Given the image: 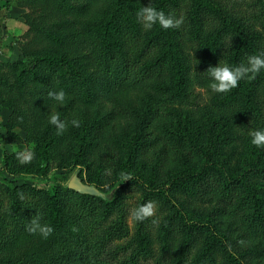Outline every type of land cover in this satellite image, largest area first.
Returning <instances> with one entry per match:
<instances>
[{
    "label": "trees",
    "instance_id": "obj_1",
    "mask_svg": "<svg viewBox=\"0 0 264 264\" xmlns=\"http://www.w3.org/2000/svg\"><path fill=\"white\" fill-rule=\"evenodd\" d=\"M16 3L28 9L26 44L19 60L0 63V108L11 113L8 137L19 139L11 130L21 129L33 158L21 164L17 153L4 155L3 168L45 181L0 183V264L263 258L264 148L253 146L248 132L264 129V71L214 94L206 70L264 53V0ZM150 3L183 23L145 31L136 13ZM197 87L207 92L202 103ZM134 89L141 93L135 100H113ZM60 90L61 118L81 123L57 135L47 123L54 107L47 93ZM232 144L239 150L234 165L221 156ZM74 168L93 193L63 184ZM204 199L213 204L210 217L196 222ZM145 201L155 203V215L132 221L131 210ZM226 216L237 230L220 238L208 222ZM33 218L53 228L47 239L27 232ZM249 240L258 247L237 254Z\"/></svg>",
    "mask_w": 264,
    "mask_h": 264
},
{
    "label": "clouds",
    "instance_id": "obj_2",
    "mask_svg": "<svg viewBox=\"0 0 264 264\" xmlns=\"http://www.w3.org/2000/svg\"><path fill=\"white\" fill-rule=\"evenodd\" d=\"M136 20L145 31H150L155 25L163 30L176 29L183 23V18H176L174 14H166L164 11L157 10L151 6V3L137 11ZM262 71H264V53L249 55L245 62L237 66H230L226 61H219L216 66H210L206 70L209 81L208 89L214 94H226L236 88L241 80L249 79ZM47 96L54 105L48 112L47 123L55 128L57 135L64 134L69 123L71 127L80 126L79 119L74 118L69 122L61 118L58 108L66 103V94L63 90L50 91ZM248 136L253 146L264 148V129L250 130ZM32 158L33 154L29 149L17 153V159L21 164L29 163ZM123 178L125 181L129 179L127 175ZM155 211V203L145 201L131 210L130 217L134 222H143L153 217ZM26 230L29 234L43 239H47L53 232L51 226L41 223L38 218L31 219Z\"/></svg>",
    "mask_w": 264,
    "mask_h": 264
},
{
    "label": "rangeland",
    "instance_id": "obj_3",
    "mask_svg": "<svg viewBox=\"0 0 264 264\" xmlns=\"http://www.w3.org/2000/svg\"><path fill=\"white\" fill-rule=\"evenodd\" d=\"M11 1L12 3L7 9L10 12L14 10L13 8L21 11L20 14H18L17 18L19 19L23 27H21L20 34H17V36L12 37L10 41H5L3 43V45L5 46H2L0 44V46L4 47L5 50L7 51L6 55L0 54V63H8V64L13 63L21 58V55H22L21 48L24 44H26V39L24 37L27 31V26L25 25V16L28 14V9L18 6L16 3L17 0H11ZM3 36L4 35H2V39H3ZM206 93H207L206 89H202L198 87L194 89V95H196L199 98V101L201 103L206 100ZM140 95L141 93L138 89L126 90V91L121 92L120 94H117L113 98V100L118 103L127 104V102H129L132 99L135 100ZM10 114H11L10 111L0 108V183L6 184V185L12 182H17L18 184L20 183L37 184L38 180L41 182L45 181L44 178H40L37 180L36 178H32L30 176L21 177V176L13 175L3 168V156L4 155H11V154L18 153V152L28 149L27 145L25 144V134L21 129L14 128L13 130H11V133L16 135L19 139H13V138L8 137L7 124L9 122ZM237 145L238 144H232L229 146L231 148H227L223 150L221 153L222 158L232 163V165H234V163H237V160L239 157L238 155H236V152L239 151ZM79 171L80 170L78 168H74V169L66 171L68 175L67 176L68 180L64 181L63 184L68 186L70 182L73 180L80 182L78 178L80 175ZM58 172L59 171H51L50 175L58 173ZM81 184L89 188L91 187L90 185H87L84 183H81ZM212 207H213V204L209 203L206 199H204L203 204L196 207V209L198 210V215H196V217L194 216V220L196 222L205 223L208 217H210L209 213ZM208 223L212 225L213 230L217 232L216 235L220 238L224 237V234L227 231H229L230 227L237 230L235 221L231 219V217H227V216L214 218L213 221L208 222ZM237 233L238 232L236 231L235 235ZM233 237H234V234L231 236V239H234ZM225 244H227V242H225ZM237 247L239 248L236 250L237 251L236 253L243 255L245 253H249L255 250L254 248H257L258 245L256 241L249 240L247 242L239 243ZM244 261H246V264H264V257L260 259H255L252 256V257H248L247 259H244Z\"/></svg>",
    "mask_w": 264,
    "mask_h": 264
},
{
    "label": "crops",
    "instance_id": "obj_4",
    "mask_svg": "<svg viewBox=\"0 0 264 264\" xmlns=\"http://www.w3.org/2000/svg\"><path fill=\"white\" fill-rule=\"evenodd\" d=\"M8 3V4H6ZM11 0H0V28L3 30V39L0 41L2 46L5 41H10V39L17 34L21 33V22L19 21L18 14L20 10H12L11 12L7 9L11 5ZM8 10V11H6ZM11 15H10V13ZM23 29V28H22ZM7 51L4 47L0 46V54L6 55Z\"/></svg>",
    "mask_w": 264,
    "mask_h": 264
},
{
    "label": "water",
    "instance_id": "obj_5",
    "mask_svg": "<svg viewBox=\"0 0 264 264\" xmlns=\"http://www.w3.org/2000/svg\"><path fill=\"white\" fill-rule=\"evenodd\" d=\"M68 187L76 192H79L81 194H91L93 193L92 188L83 186L80 182L73 180L70 182Z\"/></svg>",
    "mask_w": 264,
    "mask_h": 264
}]
</instances>
